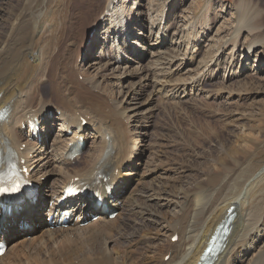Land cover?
<instances>
[{
    "label": "bare ground",
    "instance_id": "obj_1",
    "mask_svg": "<svg viewBox=\"0 0 264 264\" xmlns=\"http://www.w3.org/2000/svg\"><path fill=\"white\" fill-rule=\"evenodd\" d=\"M44 1L46 2V0H18L11 11V16L17 11L14 18H9L5 25L0 26V119L3 117L0 120V171L4 169L6 155L11 154L17 158L18 163L28 168L31 180L38 178L35 175H40L41 170L49 167L50 164L53 165L56 179L52 181L50 189L45 190L43 194L39 185H35L32 197H20L11 205L10 213L1 211L0 207V238L5 243L11 242L0 258V264H201L204 249L218 226L230 216L225 212H228L227 208L234 203L239 206L238 210L236 205L231 207L233 208L232 220L223 243V252L219 260L212 264H237L241 259L240 256L248 252V248L258 249V243L254 241L253 235L255 232L264 234V170L258 173L242 172V176L245 174L248 181L247 185L243 186V190L236 188L240 182H237V185L233 183L242 178L241 172L235 174L226 171L222 174H208L204 180H201L199 187H196L199 182L194 186L188 183L185 185L189 186H183V182H179L177 176L164 177L165 189L162 193L170 189L175 192L177 198L172 204H165L166 208H170L162 214L159 228L152 229L145 224V211L152 204L147 197L142 199L141 196H144L152 186L147 187L143 194L136 191V186L135 189L129 188L131 179L135 177L134 174L141 165L139 162H143L144 156V154L136 155L139 152L140 142L138 137H132L130 122L132 117L138 116L139 113L130 103L143 90L130 88L122 97L123 87L115 83L105 84L96 73L92 76L90 71L94 63H89L90 53L96 45L99 48L100 57L105 52V55L111 58L101 67L100 71L105 74L108 71H115V68H112L113 62L122 65L133 62L140 65L145 56L150 54L152 60L149 61V67L145 69L142 76L145 87L150 86L156 92L163 93L165 99L178 100L181 96L192 94L206 77H213L211 76L213 69L210 70L208 67L210 65L211 68H218L217 62L210 60L208 64L205 63L199 75H194L195 77L185 81L179 77L176 78L180 66L176 64L175 58L165 52L161 53L160 49L148 50V46L145 44L142 46L140 44L142 37L132 30L135 25L134 20L127 15V11L124 10L125 5L117 3V0H93L95 2L91 13L93 17L91 22L87 21L84 26L89 22V31L93 30L98 23L106 25L102 35L104 44H101L103 41L98 42L94 38L90 40L85 36L76 53L73 47L77 43V37H81L82 23L78 28L76 25H70L71 34L67 36V39H65V30L69 25L63 20L37 24V21L34 22L37 7L33 6L35 2L36 4L43 2L41 4L43 5ZM67 2L71 4L72 1L67 0ZM131 4L130 9H134L136 1L132 0ZM156 4L160 3L154 0L150 8H154ZM208 5L210 1H207ZM19 7H22L25 12H18ZM66 9L68 11V8ZM259 15L257 14V18ZM100 16L103 17L101 21ZM203 21V30L209 28L206 18ZM187 24L188 22L185 26ZM258 27V22L254 24L249 20H244L240 25L238 23L232 32V37L223 41L219 48L227 45L236 46L242 34L241 30H244L250 39L244 46L246 51L242 57L245 59L244 65L248 61L247 54L255 51V46L261 49L257 53L264 60V32H259ZM162 28L161 34L168 36L166 23ZM194 32L195 25L190 22L186 38L183 35V40L174 46L178 53L184 51V56L188 55L190 61L198 53V47L201 44L197 38H194L195 41L192 43L191 38L194 37ZM111 40H115V43L119 41V44L112 43L109 47L105 46L110 44ZM64 43L65 46L62 47ZM62 48L64 50L59 55L57 51ZM233 52L236 53L237 50L234 49ZM126 53L130 56L128 60ZM80 58L81 62L83 61L87 66V69L83 71L77 70L74 66ZM202 64L199 63L198 70L201 69ZM141 70L137 68L136 74L139 75ZM235 74L236 72L232 73L230 78H234ZM81 75L83 78L80 81L78 77ZM115 90L118 91L119 98L115 97ZM49 112H55L56 122L60 126L58 130L61 132L54 136L48 152L44 143L51 133L50 127L54 128L57 125L55 119L48 117ZM33 117H38L41 121V133L36 135H33L28 127V121ZM84 119L87 123L82 125ZM192 132L194 131L188 132L187 137H190ZM81 137L83 142L92 140L93 148L82 160V165L79 158H74L75 164H73L69 155L73 149L78 151L80 146L76 145L77 139ZM216 138L222 142L226 153L229 152V148L238 150L243 148L241 147L243 142H250L245 135H237L233 141L227 135H218ZM263 154L264 141L260 142L259 146H255L247 166L250 167L254 158ZM161 155L162 153L159 154ZM159 156L152 158L154 163L148 162L146 174L158 173L156 169L159 167L155 165L158 164ZM136 161L139 162L135 163ZM237 161V165L243 166L239 160ZM73 166L75 167L71 168ZM36 167L39 168L35 170ZM34 171L35 174L32 173ZM100 171L105 176L112 177L111 182L115 180L117 183L113 196L105 201V207L113 208V210L119 208L121 210L119 218L110 220L106 214H103L106 208L97 206L89 193L82 198L70 200L63 208L57 205L56 200L62 196V190L68 184L84 186L88 192L101 191L102 188L99 185L101 180L96 177ZM169 171L172 175H179L178 171L181 170ZM246 173L251 177L249 178ZM152 191L155 193V190ZM48 200H50L49 214L45 217H54L52 219L54 225L52 222L45 223L40 217L42 206ZM156 205L158 203L154 204ZM67 211L69 224L67 223L68 226L64 228L61 220L67 217L62 213ZM90 213L99 216L98 221L89 222L82 227L83 222L89 220L87 215ZM237 216L238 220L235 219ZM21 221L30 228L36 225L40 228L45 227L38 232L40 239L37 247L33 245L38 238L26 240L28 230H20L18 226H15ZM57 224L60 227H57ZM165 229L168 242L157 253L161 256L156 260L153 256L155 254L150 255V253L156 252L157 248L147 247L144 252V240L151 239L152 233L158 236L164 235ZM168 230H172V233ZM18 235H22V239L14 240ZM177 235V242L172 243L171 236L173 238ZM109 242H112V246L108 245ZM29 246L33 249H27ZM165 256H169L166 261ZM247 264H264V250H261L256 258L248 261Z\"/></svg>",
    "mask_w": 264,
    "mask_h": 264
},
{
    "label": "rangeland",
    "instance_id": "obj_2",
    "mask_svg": "<svg viewBox=\"0 0 264 264\" xmlns=\"http://www.w3.org/2000/svg\"><path fill=\"white\" fill-rule=\"evenodd\" d=\"M17 1L18 0H0V26L5 25L4 23L6 20L8 21L9 18H14V14L17 11H15L12 16L11 11L14 9V5ZM71 1L70 4L67 0H46L43 5H41L43 2L41 4H36L35 2L33 7H37V10L34 13L36 18H34V22L37 21V24H43L46 22H55V20H57V22L63 20L69 25L65 30V39L71 34L70 25H76L78 28L82 23L81 25H83V28L81 30V37L83 38L77 37V43L73 47L76 53H78L82 41L86 37L90 40L94 38L98 42H102L104 38V36H102L103 29L107 26L98 23L94 26L93 30H89V32L88 29L90 26L88 23L91 22V18L93 17L91 13L95 7V2L93 0ZM131 1L124 2L123 0H117V3L119 2V4L125 5H123L125 7L124 10L127 11V15L132 17L134 24L137 25L136 27L134 25L132 30H134L133 32L135 34L139 33V36L142 37L141 40L143 41L140 40L141 43H139L142 44V46H144V44L148 46V50L160 49L162 51L161 53L165 52L169 56H173L176 64L180 66L176 78L179 77L185 81L188 78L199 75L200 72L203 71L205 63L208 64L210 60H215L218 64V68L216 69L211 68L209 65L208 68L210 70L213 69L211 75L213 77H206L199 88L197 87L192 94L181 96L178 100H170L165 99L163 93L160 94L156 92L154 89H151L150 86L147 88L145 87L146 85L142 76L144 75L143 72L145 69L149 67V61L152 60L150 54L145 56L140 65L133 62H130V64L125 63V65L113 62L112 68H115V71H108L105 74V72H101L100 70L102 66L109 62L108 57H106V59H101L102 57H100L97 45L93 47L90 53L89 63H94L90 74L92 76L95 73L98 74L101 80H104L103 82L105 84L115 83V85L119 84L122 86V97H124L125 92L130 88H134V90H143V92L141 94L139 93L130 103L135 111L137 110L139 113L138 116H133L130 122L131 135L135 138L138 137L140 142L138 146L139 152L136 155L140 156L144 154V156L143 162H135H139L141 165L137 173L134 174L135 177L131 179L132 183L129 188H136L139 194H143L147 187L152 186V188L141 197L142 199L147 197L149 203L152 204V206L149 205L150 208L145 211L144 222L154 229L160 227L161 223L159 221L162 214L170 208H166L165 204H172L177 198L175 192L170 189H166L167 192L162 193L164 191L163 189H165L163 182L165 180L164 177L177 176L178 181L183 182V186H189L191 184L194 186L199 182L196 186L199 187L201 180H204L208 174H222L223 172L231 171L230 173L235 174L241 172L242 176V172L254 171L258 173L264 170V163H262L264 161V154L257 158L255 157L252 164L249 165L250 167L247 166L248 161L251 160V155L255 150V146H259V143L264 141V60L260 57V54L257 53L261 49L255 46V51H251V53L247 54L248 61L246 62L247 66H245V59L242 58L244 56L243 54L246 53V51H244V46H246V43H248L250 39L247 36V32L244 30H241L242 34L239 36L236 46L227 45L224 48H219V45L223 41H227L232 37V32L235 27L238 26V23L240 25L244 20H249L254 24L258 22L259 32H264V0H157V3L160 4L154 5L152 9L150 6L153 5L154 0H135L136 5L134 9H130V6H132ZM207 1H210V5L208 6ZM52 2L56 4L54 5ZM165 5L166 7L164 8ZM66 8H68V11ZM20 11H23L22 7H19L18 12ZM46 12L48 13L46 14ZM257 14H260L258 18ZM99 18L100 21L103 20L102 16ZM204 18H206L210 26L203 30ZM87 21L89 22L84 26ZM189 21L193 22L195 25L194 37L191 38L192 43L195 41L194 38H197L201 43L198 47V53L191 61L188 59V55L184 56V51L178 53L174 47L183 40V35H185L184 38H186ZM160 22L161 26H159ZM186 22H188V24L185 26ZM165 23L168 27V36L166 37L161 34L162 27ZM25 24L27 23L25 22ZM122 27L123 29L125 28V23ZM139 29L141 31H139ZM119 41L115 43V40H111V43L105 46L109 47L112 43L118 45ZM103 42L101 44H104ZM62 45V47H64L65 43ZM234 49L237 50L236 53L233 52ZM63 50L64 48L57 51L58 54H62ZM81 54L83 55V53ZM128 55L129 53H126L127 60L130 57ZM81 60V58L78 59L74 66L77 70L80 69L83 71V69H87V66H85L84 62H81ZM206 60L208 61L206 62ZM254 61L256 62L254 63ZM199 63L204 64H202L203 66L201 65L200 70L197 69L198 66H200ZM137 68L140 70L142 69L139 75L136 74ZM234 72H236L234 78H230L231 74ZM189 74L191 76H189ZM82 78L83 76L81 75L78 77V80L81 81ZM147 92H149L150 95L147 94ZM117 93L118 91L115 90V97L119 98L120 96H118ZM134 109H132V111ZM49 114L48 117L50 116L52 119H55V112H49ZM56 123L57 125L54 128L50 127L51 133L44 143V147L47 148L48 152L50 151L54 136L61 132V130H58L60 129L58 122ZM191 130L194 132L191 133V136L189 135L190 137H187L189 134L188 132ZM218 135H227L232 141L237 135H245L247 139H250V142H243L241 146L243 148L238 150L229 148V152L226 153L222 146V142L216 138ZM248 145L250 147H248ZM92 148V140L86 142L80 156V163L89 155ZM161 153L162 155L159 156ZM154 156H159V158H157V163L159 165H155V167H159L156 169L158 173H152L151 175L146 174L148 171L147 164L148 162L154 163L152 160ZM237 160H239L243 166L237 165ZM72 163L74 164V162ZM74 167L75 166L71 168ZM37 168L39 167H36L35 170H37ZM53 169V165L50 164L49 167L41 170L40 175H35V177H38L43 193L45 190L50 189L52 181L56 179ZM173 169H180L181 171H178L179 175H172L169 170ZM32 173L35 174V171ZM246 174L249 178L251 177L248 173ZM246 179L247 177L244 174L239 181L233 182L236 185L237 182H240L237 185L238 187L235 185L237 190L241 188L242 190L244 189L243 186L245 187L248 182ZM185 183L189 185H185ZM152 190H155V193ZM156 203H158V205L154 206ZM234 205L237 206L236 210H238L239 205L235 203ZM234 205L229 206L227 209L229 210ZM115 212L117 214L114 219L117 217L119 218L121 210L116 209ZM226 213L227 211L225 214ZM47 214L48 209L43 207L40 213L41 219H45ZM237 218L238 216L235 219L238 220ZM43 228L45 227L40 228L39 225H36V227L34 226L28 230L26 233V240H30L33 237L38 238L33 245L37 247L39 243L38 240L40 239L38 232ZM165 231L166 229L163 231L164 235L161 234L159 235L160 237L158 234L152 233L151 239L147 238L148 240H144V252L147 247L151 249L157 248L156 252L150 253V255L155 254L153 256L156 257V260L161 256L157 253L160 252L163 249L162 246L168 242V234H166ZM168 232L172 233V230H168ZM174 234H172V236ZM263 238L264 234L255 232L253 239L258 243V249L248 248V252L240 256L241 259L237 264H247L248 261H253L257 254L261 250H264ZM21 239L22 235H18L14 240ZM113 239L115 242V238ZM48 241L50 242L49 239ZM108 245L112 246V242H109ZM138 246H140L139 243ZM27 249L33 248L29 246ZM164 260L166 261L167 259Z\"/></svg>",
    "mask_w": 264,
    "mask_h": 264
},
{
    "label": "snow or ice",
    "instance_id": "obj_3",
    "mask_svg": "<svg viewBox=\"0 0 264 264\" xmlns=\"http://www.w3.org/2000/svg\"><path fill=\"white\" fill-rule=\"evenodd\" d=\"M2 181H3V174H0V183H2ZM17 190H19V185L13 186L10 189H6L4 187H0V193H4V192H7V191L15 192Z\"/></svg>",
    "mask_w": 264,
    "mask_h": 264
}]
</instances>
